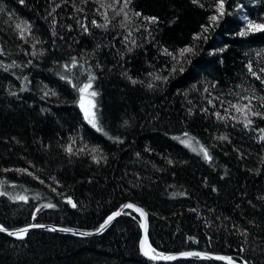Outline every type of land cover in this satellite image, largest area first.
<instances>
[{
  "label": "trees",
  "instance_id": "trees-1",
  "mask_svg": "<svg viewBox=\"0 0 264 264\" xmlns=\"http://www.w3.org/2000/svg\"><path fill=\"white\" fill-rule=\"evenodd\" d=\"M218 7L0 0V225L89 230L131 202L149 213L157 252L264 264V119L252 115L264 113V32L247 27L264 22V0ZM89 75L102 131L78 107ZM139 231L126 216L93 238L0 234V264H154L140 256Z\"/></svg>",
  "mask_w": 264,
  "mask_h": 264
},
{
  "label": "snow or ice",
  "instance_id": "snow-or-ice-1",
  "mask_svg": "<svg viewBox=\"0 0 264 264\" xmlns=\"http://www.w3.org/2000/svg\"><path fill=\"white\" fill-rule=\"evenodd\" d=\"M21 3H23V0H20ZM193 2H197V0H193ZM130 3V0H124V6L126 7L127 4ZM223 9H224V0H219V7L217 9V11L220 13V15H223ZM0 11H2V9H0ZM121 11H123V9H121ZM119 14V13H118ZM137 15H139V13H137ZM217 19L216 16H212L210 17V20L215 21ZM150 22H155V18H151ZM93 24H96V21H92ZM98 27H100V25H97ZM247 27L255 32H264V22H260V23H255L251 20L248 21L247 23ZM17 28H21V26L18 24ZM25 29L21 28V33H23ZM86 30V29H85ZM205 32H207V28L204 29ZM246 32H240L239 35L244 36L246 35ZM21 38H23V35L21 34ZM199 38V37H197ZM192 49L191 48H185L182 50V52H191ZM73 66H75L76 61L73 60L72 61ZM249 71L252 72L253 75H256L255 72H253L252 70V66L248 65ZM65 70H68V66H65ZM62 79L64 78L63 76L61 77ZM257 79H261V77L257 76ZM94 79V77H92L91 75H89L88 77V82L85 83L83 85V87H78V91L80 92V105H81V110L84 112V118L85 120L93 127L95 128L97 131H102V129L98 126L97 123V119H96V113L94 111L96 105L95 103L89 99L87 101L88 107H85V90L86 89H91L92 87V80ZM135 83V81H133ZM262 83H264V80L261 81ZM69 83H71V81L69 80ZM88 95L90 97H95L97 96V92L95 91H90L88 93ZM262 101H264V97L261 98ZM262 107H264V103H262L261 105ZM232 107L236 108L237 111H241V110H250L251 109V104L249 103V105H241V106H236V105H232ZM217 115L219 116V113H217ZM252 115L254 116H259L260 118L264 119V113H260V112H253ZM251 123V120H248L247 123H245V127H248V125ZM262 132H264V129H261ZM185 135H187V133H185ZM221 139H224V137H221ZM261 139H264V137H261ZM181 143L185 144V146H189L190 145V141H185V140H181ZM197 143H199L197 141ZM69 151H71V149H69ZM200 152L203 153V156L206 160H210L211 157L209 156L207 150L203 147L200 148ZM4 193L0 192V195H3ZM19 199L24 200L26 199L25 197L21 196L19 197ZM68 203H72V201L69 199ZM52 205H45L44 207H51ZM73 207H75V204L72 205ZM124 208H132L134 211L138 212L141 217L146 216V213L143 212L142 209L140 208H136L134 205L132 204H126L123 206ZM37 211H39V209H37ZM121 215V212L117 211L114 212L111 216L108 217V219L105 221L104 225H101V230H103V228L108 224V222H110L114 217ZM36 227H40L39 225H35ZM142 228H145L146 225L145 224H141ZM52 231H54L55 229H50ZM7 231L3 226H0V232H5ZM29 231L28 228H22L20 229L18 232H8V235H12V236H16L17 238L22 239L24 234H26ZM62 231H69L68 229H62ZM141 251L143 252V254L145 256H147L149 259H165V260H174L176 259L175 256H163L160 253H157L155 251V249H152L150 247V245L147 247V250L145 248V241H141ZM185 257H191V256H196V257H200L202 254L199 252H186L182 254ZM207 258V257H204ZM215 259L218 260H226L228 262V264H235V262L233 261V259L231 257H223V256H217L214 257ZM244 264H247V262H244Z\"/></svg>",
  "mask_w": 264,
  "mask_h": 264
},
{
  "label": "water",
  "instance_id": "water-1",
  "mask_svg": "<svg viewBox=\"0 0 264 264\" xmlns=\"http://www.w3.org/2000/svg\"><path fill=\"white\" fill-rule=\"evenodd\" d=\"M126 204H132L130 202H127L125 203L124 205ZM124 205H121L119 208H117L114 212H121V215L119 216H116L114 217L110 222H108V224L103 228V230H101V225H104L105 224V221L108 219L109 216H111L112 214H110L108 217H106L103 222L96 228H92L91 230H88V229H76V228H73V227H67V226H62L60 224H54V223H39V222H36V223H28V224H25V226H22V227H17V228H14V229H6L7 231L5 232H0L1 235H5L7 237H9L10 239H16V240H23L25 238V236L27 234H29L30 232H36V230L38 231H43V232H50V233H54V234H61V235H65V236H74V237H77V238H93V237H98V236H101L104 234V232H106L114 223L116 220H118L119 218H122V217H126L128 215H138L140 217V225L141 224H145L146 227L145 228H142L140 227V238H139V241H138V249H139V253H140V256L143 257L146 261H148L149 263L152 262V263H156V264H161V263H172V262H176V261H184V260H192V259H199V260H202V261H213V262H219V263H222V264H228V262L226 260H218V259H215L214 257H217V256H223V257H231L233 259V261L235 262V264H244V260H242L241 258L238 259V258H235L234 256H230V255H224V254H221V253H211V252H202V251H198V250H194V251H189V250H186V251H183V252H177V253H172V254H163V253H160L162 254L163 256H175L176 259L174 260H165V259H149L147 256H145L143 254V252L141 251V241H145V248L147 250V247L150 245V247L152 249L153 246L150 244V240H149V237H150V234H149V229H150V223H149V215L140 207L134 205L136 208H140L143 210L144 213H146V216L144 217H141V215L134 211L132 208H124L123 206ZM35 225H39L40 227H36ZM22 228H28L29 231L24 234L23 238L20 239V238H17L16 236H12V235H8V232H18L20 229ZM50 229H55L54 231L50 230ZM62 229H68L69 231H62ZM157 252V251H156ZM186 252H199L201 253L202 255L200 257H196V256H191V257H185L183 256L182 254L183 253H186ZM159 253V252H157ZM204 257H207V258H204Z\"/></svg>",
  "mask_w": 264,
  "mask_h": 264
},
{
  "label": "rangeland",
  "instance_id": "rangeland-1",
  "mask_svg": "<svg viewBox=\"0 0 264 264\" xmlns=\"http://www.w3.org/2000/svg\"><path fill=\"white\" fill-rule=\"evenodd\" d=\"M216 20H217V19H216ZM90 91H92V90H91V89H86V90H85V93H84V96H85V107H88L87 101H88L89 99H91L92 101H93V99H94V97H90V96L88 95V93H89ZM79 98H80V95H79V97H78L77 102H78V107H79V109H80V112L82 113L83 118H84V112L81 110V105H80V100H79ZM84 121L86 122V124H89V123L85 120V118H84ZM125 203H127V202H125ZM130 203H131V202H130ZM132 204H133V203H132ZM123 205H124V204H123ZM119 207H120V206H119ZM119 207H118V208H119ZM115 210H116V209H115ZM115 210H114V211H115ZM112 213H113V212H112ZM112 213H111V214H112ZM109 215H110V214H109ZM106 217H107V216H106ZM106 217H105V218H106ZM105 218H104V219H105ZM104 219H103V220H104ZM102 222H103V221H102ZM102 222H100V224H101ZM100 224H98L96 227H98ZM113 225H114V224H113ZM113 225H112V226H113ZM112 226H111V227H112ZM96 227H94V228H96ZM111 227H110V228H111ZM110 228H109V229H110ZM89 230H91V229H89ZM139 238H140V237H139ZM138 241H139V240H138ZM137 246H138V245H137ZM138 250H139V249H138Z\"/></svg>",
  "mask_w": 264,
  "mask_h": 264
},
{
  "label": "bare ground",
  "instance_id": "bare-ground-1",
  "mask_svg": "<svg viewBox=\"0 0 264 264\" xmlns=\"http://www.w3.org/2000/svg\"><path fill=\"white\" fill-rule=\"evenodd\" d=\"M84 85V84H83ZM83 85H81V87H83ZM93 91V90H92ZM79 95H80V92H79ZM80 110V109H79ZM134 204V203H133ZM134 205H136V206H138V207H140V208H142L140 205H138V204H134ZM143 209V208H142ZM144 210V209H143ZM145 211V210H144ZM147 213V212H146ZM148 215H149V213H147ZM109 216V215H108ZM107 216V217H108ZM129 217H131V218H133V220H135V222L136 223H138V225H139V229H140V227H141V225H140V217L137 215H128ZM39 223H41V222H39ZM25 224H28V223H25ZM0 226H3V225H0ZM22 226H25V225H22ZM22 226H16V227H14V228H17V227H22ZM63 226V225H62ZM4 227V226H3ZM5 229H9V228H6V227H4ZM14 228H11V229H14ZM36 231H38V230H36ZM139 234H140V231H139ZM141 235V234H140ZM160 253V252H159ZM162 253V252H161ZM172 253H177V252H172ZM172 253H163V254H172ZM152 263V262H151ZM154 264H156V263H154ZM163 264H172V263H163Z\"/></svg>",
  "mask_w": 264,
  "mask_h": 264
}]
</instances>
